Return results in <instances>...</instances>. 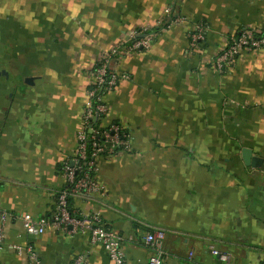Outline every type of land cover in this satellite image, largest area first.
Returning <instances> with one entry per match:
<instances>
[{"label": "crops", "instance_id": "1", "mask_svg": "<svg viewBox=\"0 0 264 264\" xmlns=\"http://www.w3.org/2000/svg\"><path fill=\"white\" fill-rule=\"evenodd\" d=\"M170 6L182 22L147 50L123 54L121 79L104 96L100 123L121 122L129 152L98 158L101 193L74 196L71 209L98 213L121 237L127 264H144V235L165 231L163 264H264V46L241 50L218 73L214 57L231 36L262 31L264 0H0V206L8 213L0 264H112L86 235L27 234L21 216L51 218L81 129L89 70ZM206 25L205 38L187 33ZM243 147L261 158L245 165Z\"/></svg>", "mask_w": 264, "mask_h": 264}, {"label": "built area", "instance_id": "2", "mask_svg": "<svg viewBox=\"0 0 264 264\" xmlns=\"http://www.w3.org/2000/svg\"><path fill=\"white\" fill-rule=\"evenodd\" d=\"M163 14V18L157 20L153 28L139 27L128 38L120 40L114 47L104 51L94 68L88 72L90 83L86 90L81 114L82 124L77 132L74 155L71 160H65L61 165L65 187L56 196L55 210L51 218H37L28 213L21 216L22 226L27 234L36 235L55 229L68 236L86 235L91 245L100 244L104 248L112 264H127L118 233L106 227L98 213L85 215L72 213L67 197L101 193L104 188L97 181L95 174L98 158L104 153L107 156H116L131 150L129 134L123 131L125 126L121 122L114 121L105 126L99 124V120L107 112L104 96L115 90L120 79L127 78L113 69L114 58L147 50L159 32L168 30L184 19L175 15L170 6L163 9ZM206 28L204 23H198L187 33L189 47H196L204 40ZM262 46L264 27L262 31L243 30L231 36L227 46L214 57V68L218 73H222L232 65L235 56L241 50H256ZM7 219L8 213L0 206V248L4 240ZM164 238L165 231L162 229H155L144 235V243L151 249L144 264H163ZM15 250L27 258L26 264H41L38 254L31 245H16ZM210 252L225 264L229 261L230 256L227 253L213 247ZM69 264H86V258L84 254H76Z\"/></svg>", "mask_w": 264, "mask_h": 264}, {"label": "water", "instance_id": "3", "mask_svg": "<svg viewBox=\"0 0 264 264\" xmlns=\"http://www.w3.org/2000/svg\"><path fill=\"white\" fill-rule=\"evenodd\" d=\"M241 156H242L243 162L247 166L257 167L261 163V158L254 156L250 148L243 147L241 150Z\"/></svg>", "mask_w": 264, "mask_h": 264}, {"label": "trees", "instance_id": "4", "mask_svg": "<svg viewBox=\"0 0 264 264\" xmlns=\"http://www.w3.org/2000/svg\"><path fill=\"white\" fill-rule=\"evenodd\" d=\"M173 13H174V12H173ZM154 30H156V29H154ZM193 48H194V47H193ZM260 48H261V47H260ZM96 64H97V62L95 63V65H96ZM95 65H94V66H95ZM94 66H93L92 68H94ZM92 68H91V69H92ZM91 69H90V70H91ZM90 70H89V71H90ZM120 80H121V79H120ZM120 80H119V81H120ZM118 83H119V82H118ZM117 85H118V84H117ZM100 120H101V119H100ZM100 120H99V124H100ZM115 122H116V121H115ZM123 131H125V132L128 133V130H127L126 128H125ZM128 134H129V133H128ZM105 156H107L106 153L103 154V157H105ZM107 157H109V156H107ZM57 194H58V193H57ZM56 196H57V195H56ZM72 197H74V196H70V195H69V196L67 197V203H68V206H69V210H70L72 213H75V212L71 209V207H70V200H71ZM75 214H77V213H75Z\"/></svg>", "mask_w": 264, "mask_h": 264}]
</instances>
